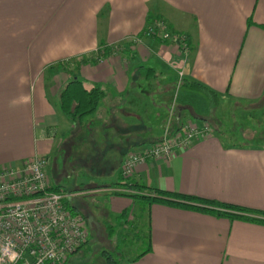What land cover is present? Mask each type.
<instances>
[{
    "label": "crops",
    "instance_id": "crops-1",
    "mask_svg": "<svg viewBox=\"0 0 264 264\" xmlns=\"http://www.w3.org/2000/svg\"><path fill=\"white\" fill-rule=\"evenodd\" d=\"M158 18L186 36L187 55L143 34ZM263 26L264 0H0V168L45 154L50 178L51 156L60 171L61 152L81 150L88 153L81 164L107 177L79 192H108L120 203L117 214L128 209L135 184L264 211V130L233 137L218 112L233 107L243 119L262 117ZM98 48L104 51L96 59ZM74 78L104 91L95 111L77 121L62 113L59 98ZM191 82L215 92L218 102ZM186 120L208 123L210 135L123 178L128 152ZM18 126L28 132L29 148ZM140 203L133 216L125 214V228L135 223L133 247L118 264H264V223ZM138 245L148 251L132 260L142 252H131Z\"/></svg>",
    "mask_w": 264,
    "mask_h": 264
},
{
    "label": "built area",
    "instance_id": "built-area-1",
    "mask_svg": "<svg viewBox=\"0 0 264 264\" xmlns=\"http://www.w3.org/2000/svg\"><path fill=\"white\" fill-rule=\"evenodd\" d=\"M143 34L173 42L180 54L190 51L186 36L174 32L164 19L149 22ZM210 133L208 123L186 120L178 129L167 130L160 141L128 152L121 175L131 178L136 166L148 160H170ZM47 166V156L35 154L17 166L0 168V264H62L88 240L84 215L67 205L84 193L53 190Z\"/></svg>",
    "mask_w": 264,
    "mask_h": 264
},
{
    "label": "rangeland",
    "instance_id": "rangeland-1",
    "mask_svg": "<svg viewBox=\"0 0 264 264\" xmlns=\"http://www.w3.org/2000/svg\"><path fill=\"white\" fill-rule=\"evenodd\" d=\"M63 69L73 73L74 65L65 63ZM260 105H264V100ZM235 109L231 107L229 110L227 108L224 111L218 110L219 113L222 112L225 116L224 118L227 124L223 125L233 137L241 133L244 129L249 131L254 129V131L258 132H261L262 129L264 130V111H262V117L255 116L257 117L256 119H249V117L243 119ZM18 112L21 114V109H18ZM84 122L85 120H83V124ZM25 131L24 126H18V139L21 140L20 136L24 134L22 141H25L27 148H29V143H27L28 140L26 138L28 136L26 133L28 132ZM61 153L65 158L62 170L59 171L54 166L55 158L51 156L50 163L52 165H50L49 175L52 182L55 184L59 183L67 193L79 192L75 190L86 188L88 185L93 184L92 179L107 177L104 172H98L97 169L94 172L93 167H85L81 164V161L85 159L84 155L88 154L87 152H81L80 150L79 155L76 153L74 156L68 154L65 150ZM68 161H72V164L70 162V165H68ZM133 193L135 192L131 194ZM127 198L130 199V203L126 205L128 207V213L126 215L133 216L135 213L134 209H139L141 203L137 198L131 196H127ZM71 202L79 208L86 219L88 240L86 244L73 253L63 264H106L107 260L103 255V251L110 253L115 260L120 261L124 248H128L131 245L133 236L132 229L135 226L133 222L129 224L128 227L130 228L124 227L126 216L120 215V213L117 214L118 212L115 211L120 203L113 201V198L108 192L96 190L73 196ZM132 247L133 244L131 245ZM142 250L141 245H138L131 252L139 253Z\"/></svg>",
    "mask_w": 264,
    "mask_h": 264
},
{
    "label": "trees",
    "instance_id": "trees-1",
    "mask_svg": "<svg viewBox=\"0 0 264 264\" xmlns=\"http://www.w3.org/2000/svg\"><path fill=\"white\" fill-rule=\"evenodd\" d=\"M103 51V48H98V56L96 57V59L100 58L103 55ZM188 85L193 89L202 92L208 98L212 105H215L218 102V95L206 86H203L202 84L196 82H191ZM103 96L104 91L100 87L96 86L92 88H86L80 79L74 78L69 81L60 92V109L62 113L70 120L77 121L82 117L93 113ZM101 187L103 186H95L90 189H98ZM130 188H133L135 193H130L127 195L141 200L146 205H150L152 203H163L172 206L210 212L212 214H215L216 216H226L230 219H244L264 223L263 219L247 216V214L250 213L260 214L264 216V211L254 210L245 206L219 202L207 198L163 190L159 188L142 187L137 184L130 185ZM52 189L57 191L63 188L53 185ZM84 190V188L78 189V191ZM192 203H198L200 205L197 206L193 205ZM67 205L69 206L70 204L67 203ZM127 213L128 209L124 210L120 215H125ZM80 248H78V250ZM147 251L148 249L142 251L132 260L138 259ZM103 255L105 256L109 264H118L120 262L119 260H115L110 255V253H107L106 251H103Z\"/></svg>",
    "mask_w": 264,
    "mask_h": 264
}]
</instances>
